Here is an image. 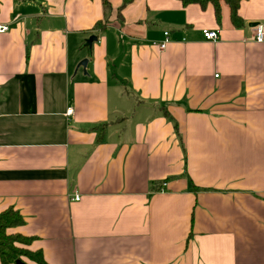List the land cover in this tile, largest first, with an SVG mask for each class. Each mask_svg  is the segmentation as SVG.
I'll use <instances>...</instances> for the list:
<instances>
[{"label": "crops", "instance_id": "0c3cea01", "mask_svg": "<svg viewBox=\"0 0 264 264\" xmlns=\"http://www.w3.org/2000/svg\"><path fill=\"white\" fill-rule=\"evenodd\" d=\"M122 2L0 0L9 230L48 264H264V0L240 26L224 0Z\"/></svg>", "mask_w": 264, "mask_h": 264}, {"label": "trees", "instance_id": "16d2710c", "mask_svg": "<svg viewBox=\"0 0 264 264\" xmlns=\"http://www.w3.org/2000/svg\"><path fill=\"white\" fill-rule=\"evenodd\" d=\"M129 0H123L122 5ZM183 4L198 3L201 7H205L211 3L214 7V13L217 19H220L221 6L220 0H180ZM230 9V18L234 25L240 26L243 21L238 13L241 0H224ZM105 13L110 8L109 0H102ZM120 8V7H119ZM95 27H104L103 22L98 21ZM23 222L21 213L13 206H8L0 211V260L1 264H27L20 259L22 254L27 255L31 260L39 264H48L41 250L30 249L28 244L32 241L33 236L25 235L21 232L10 231L9 228L14 227Z\"/></svg>", "mask_w": 264, "mask_h": 264}, {"label": "built area", "instance_id": "2783aa9c", "mask_svg": "<svg viewBox=\"0 0 264 264\" xmlns=\"http://www.w3.org/2000/svg\"><path fill=\"white\" fill-rule=\"evenodd\" d=\"M8 25L0 23V31L7 30ZM218 28L211 29V28H203L202 32L205 38L215 40L218 38ZM168 30L164 31L165 37L163 40H161L158 44L160 48H164L166 45V42L168 40ZM253 34L254 39L257 41H263L264 40V22H256L253 24ZM72 111V107H67L66 112L70 113ZM74 199H79V194H75L73 196Z\"/></svg>", "mask_w": 264, "mask_h": 264}, {"label": "water", "instance_id": "95a60500", "mask_svg": "<svg viewBox=\"0 0 264 264\" xmlns=\"http://www.w3.org/2000/svg\"><path fill=\"white\" fill-rule=\"evenodd\" d=\"M97 39V35L96 34H90L87 38H86V44L88 46V50L89 52L91 51V45H92V42L94 40ZM87 61H88V58L85 57V58H82L79 62H78V66H82L83 69L85 70V67H86V64H87Z\"/></svg>", "mask_w": 264, "mask_h": 264}, {"label": "rangeland", "instance_id": "374dc122", "mask_svg": "<svg viewBox=\"0 0 264 264\" xmlns=\"http://www.w3.org/2000/svg\"><path fill=\"white\" fill-rule=\"evenodd\" d=\"M20 259H22V260H24L25 262H27V264H28V261L31 260L27 255H24V254H22V255L20 256Z\"/></svg>", "mask_w": 264, "mask_h": 264}]
</instances>
